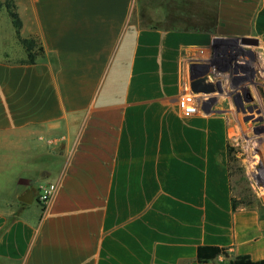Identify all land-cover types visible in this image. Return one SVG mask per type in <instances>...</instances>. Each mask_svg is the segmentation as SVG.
Masks as SVG:
<instances>
[{
	"label": "crops",
	"instance_id": "0c3cea01",
	"mask_svg": "<svg viewBox=\"0 0 264 264\" xmlns=\"http://www.w3.org/2000/svg\"><path fill=\"white\" fill-rule=\"evenodd\" d=\"M6 1L0 264H227L199 246L264 260V210H233L229 115L216 95L196 94L201 115L178 106L193 81L235 77L222 49L264 70V0H13L19 35Z\"/></svg>",
	"mask_w": 264,
	"mask_h": 264
},
{
	"label": "rangeland",
	"instance_id": "374dc122",
	"mask_svg": "<svg viewBox=\"0 0 264 264\" xmlns=\"http://www.w3.org/2000/svg\"><path fill=\"white\" fill-rule=\"evenodd\" d=\"M214 0H211V2ZM236 63L234 78L215 94L216 105L229 115V168L234 199L264 210V70L240 50L222 49ZM38 203V197L35 198Z\"/></svg>",
	"mask_w": 264,
	"mask_h": 264
},
{
	"label": "trees",
	"instance_id": "16d2710c",
	"mask_svg": "<svg viewBox=\"0 0 264 264\" xmlns=\"http://www.w3.org/2000/svg\"><path fill=\"white\" fill-rule=\"evenodd\" d=\"M5 7L19 35V31L22 27V22L16 12V6L13 0H7ZM20 40L22 44L24 45V47L26 48V50L28 51L29 62H33L34 54L32 53V50L35 46L34 40L32 39H20ZM228 153H229V150H228ZM232 204H233L234 211H237L239 209H244V208H252L249 205L241 206L238 203V201L235 200L234 198H233ZM219 257H224L227 261V264H264V260L253 261L248 255L237 256L236 258L230 259L227 248L218 247V246H199L198 247L197 261L199 263H208V262L218 259Z\"/></svg>",
	"mask_w": 264,
	"mask_h": 264
},
{
	"label": "built area",
	"instance_id": "2783aa9c",
	"mask_svg": "<svg viewBox=\"0 0 264 264\" xmlns=\"http://www.w3.org/2000/svg\"><path fill=\"white\" fill-rule=\"evenodd\" d=\"M178 106L185 116L201 115L206 112L197 101L196 94L189 93L185 86L184 94L178 100ZM37 197L43 207H47L52 202L58 191V183L44 182L37 186Z\"/></svg>",
	"mask_w": 264,
	"mask_h": 264
},
{
	"label": "water",
	"instance_id": "95a60500",
	"mask_svg": "<svg viewBox=\"0 0 264 264\" xmlns=\"http://www.w3.org/2000/svg\"><path fill=\"white\" fill-rule=\"evenodd\" d=\"M242 43L245 45H253L257 44L255 39L250 38H243ZM191 90L195 94H207V95H215L221 94L224 92V89L219 84H215L214 81L211 79L209 81V77H203L201 79L195 80L191 83ZM216 100V98H215ZM34 200V193L33 191H28L19 197V201L24 204H32Z\"/></svg>",
	"mask_w": 264,
	"mask_h": 264
}]
</instances>
